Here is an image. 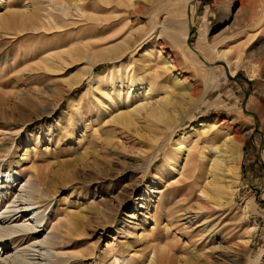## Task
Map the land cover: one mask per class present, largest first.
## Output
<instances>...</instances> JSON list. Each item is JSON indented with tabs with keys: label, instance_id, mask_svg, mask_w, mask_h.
Masks as SVG:
<instances>
[{
	"label": "rangeland",
	"instance_id": "374dc122",
	"mask_svg": "<svg viewBox=\"0 0 264 264\" xmlns=\"http://www.w3.org/2000/svg\"><path fill=\"white\" fill-rule=\"evenodd\" d=\"M26 2L8 0V5L24 10ZM32 2L43 8L38 31H0V207L43 206L37 210L42 224L34 221L39 238L24 233L14 241L30 250L18 264H144L155 248L161 255L170 252L173 264H264V73L250 72L257 57L264 60V2L237 1L227 19L230 0L191 3L196 7L187 45L194 54L200 48L206 68L195 64L184 40L172 34L183 31L190 0ZM5 12L0 6V15ZM77 43L96 59L66 66ZM239 47L243 57L231 79L223 67L235 60ZM76 72L79 82L71 86ZM178 74L190 81L187 87L195 101L202 99L200 107L186 101L183 112L175 113L179 120L168 126L141 122L128 131L109 122L114 111L102 98L103 89L123 85L125 97L129 78L131 109L145 98L140 80L152 81L156 92L149 98L167 91L175 102ZM206 76L212 81L207 91ZM246 92L258 131L243 110ZM203 125L208 135L214 126L243 143L233 203L223 197L214 205L200 192L206 163L216 151L195 136ZM150 133L156 141L149 140ZM182 138L189 140L184 154L190 150L191 162L180 174L165 158ZM36 170L53 196L41 193ZM22 182L37 193L20 194ZM70 216L83 219L79 238L67 234ZM41 240L46 245L33 252Z\"/></svg>",
	"mask_w": 264,
	"mask_h": 264
},
{
	"label": "bare ground",
	"instance_id": "6f19581e",
	"mask_svg": "<svg viewBox=\"0 0 264 264\" xmlns=\"http://www.w3.org/2000/svg\"><path fill=\"white\" fill-rule=\"evenodd\" d=\"M25 1H27L26 4L29 2L26 5L25 9L18 10L11 8L8 5V0H0V6L2 7L4 6V8L6 9V12L3 15H0V31L8 33L14 30H18L20 31V33H24L28 31L30 32L36 31L38 29L40 23L43 22L42 14H41V10L43 8H41L39 2H32L33 0H25ZM237 1L241 2V0H230L229 4L224 8L225 19L229 17V15L231 14L230 13L231 8ZM262 1L264 2V0ZM193 2H195V0H190L188 6L186 7V12L184 13L185 23H184L183 31H173L172 34L176 37L177 36L181 37L185 42L184 43L185 50L189 51L190 55L196 57L198 60V61L195 60L196 59L195 58L192 61L195 64L206 68V63L208 61V58L202 53L200 48L196 47V51L198 52V54H194V52H192L190 47H188L187 45V39L190 38L189 24L193 22L195 17L196 5L191 4ZM54 20L59 27L60 25L59 23H61L63 19L58 18ZM224 54L225 53H223L221 57L225 56ZM241 56H242L241 48L239 47L236 49L235 60L233 61L231 59L226 61V65L225 67H223L225 71V75L229 77L236 76L239 63L242 59ZM69 57H70V61L69 60L65 61L66 66L74 64L76 62H82L84 61V59H87V61L89 60L91 62L96 59L94 56L85 53L82 50L79 43H77V46H75L71 51H69ZM256 59H258L257 64H252L253 63L252 61H248V64L253 65L250 71L252 77H254L255 72H258L259 75L264 73V62H263L264 60H262L263 58L257 57ZM173 63H175V60H173ZM169 66L171 69L174 68V66L172 64L170 65V63ZM255 68L257 71H255ZM47 69L52 72L54 71L55 68L53 66H48ZM209 69L210 71L211 70L213 71V68H209ZM68 82L71 86L78 84L79 72H76ZM189 82L179 74L174 78L173 89L177 94V96L180 98L178 101L172 102L171 96L169 95V93H167V91H164L162 96L158 99L153 100V98H149L153 93L156 92L155 91L156 83L152 81L145 83L143 80H140L138 85L140 88L142 87L145 88V90L142 93L143 97L145 98L143 100L141 99L140 104L136 105L134 108L131 109L127 107V105H129V103L134 97L131 92V89L133 88V84H132L133 82L130 81L129 78H127L126 86L128 90L125 97L121 96V93H123V89H124L123 85L121 86L113 85L111 89H103L101 93L102 98H105L108 101L110 108L114 111L113 114L111 115L109 122L113 123L114 125L120 127L123 130H128V131L136 128V126L141 122H145L147 125L153 127L158 124L165 123L166 126H168L169 123H175L176 121L179 120L178 119L179 117L176 118L178 115L176 116L175 113L178 112V110L179 112H183L186 106V101H191L192 104H194V109L200 107L201 103H203L202 99L199 101H195L191 97L190 89L189 87H187V85H189ZM211 82L212 81L210 77V79L208 78L206 83L207 84L206 91L210 89V85L208 86V83ZM207 126L208 125H203L197 128L195 130V136L198 138V141L207 143L208 146H212V150H216V151L214 154H212L210 158H208V161L206 163V174L203 179V185L201 187L200 192L210 203L214 205L219 206V202L223 197H226L229 203H233V199L236 193V189L240 177L239 171H240V162L242 160L243 143L235 142L230 137V135L223 134L219 130L215 131L214 126L211 127V129L209 130L211 131V134L208 135L207 132L203 131ZM149 140L156 141L155 135L153 133H150ZM188 142H189L188 138H182L179 142V148L169 153L165 158L166 166H169L174 171H177L180 174L184 173V171L187 168V165L191 162L190 150L187 151V155L184 154V151L188 150V145H189ZM182 160L185 161V164L180 165ZM35 177L40 180L41 193L47 191V193L52 194V192H54V189L52 188H50L49 190L47 189L50 187V185L47 183L48 181H46V178L41 172L36 170ZM226 178H228L229 180L225 181ZM21 185L22 187L19 188L20 194L26 192L27 190H31L30 189L31 187H29L27 184H24L22 182L20 186ZM31 191L33 192L34 190ZM0 194L2 195V192H0ZM51 194L50 196H53ZM21 197L22 196L20 195L19 198ZM17 203H20V200H18ZM40 203H45V202H40ZM41 207H36L34 208V210L31 209L26 210L25 208H23L21 204L15 206L11 205L5 210L0 207V264H18L20 263V261H22L24 253H26L27 251L30 252L28 248L21 249L20 247L22 244L17 245L14 241L17 238L22 237V234L24 233H26L27 235L32 233L34 236L39 238L38 234H40L41 231L38 229L39 227L38 225H36V223H34V221L37 220L38 224L40 225L42 224L43 220L39 218V215H37V210H39ZM104 210L106 209L104 208ZM22 219H26L25 225L14 226V223H19L22 221ZM43 228H45V226ZM66 229H67V234H69V236L70 233L72 232L73 234L72 238L73 237L79 238L83 231V219L76 216H70L66 223ZM249 242H250V238L248 240L247 239L245 240V244H249ZM45 245L46 244L42 240L41 242L39 241L37 246L34 248L33 252L42 251V248ZM52 245L54 246L55 244H51V246ZM36 248H39V250L37 249L36 251ZM163 249L165 251V248ZM6 253H7V257H4ZM154 253H155L154 257H152L149 260L146 259L144 261V264H173V259L170 255V252L162 253L164 255H161L160 250L155 248ZM59 259L60 257L58 258V260ZM61 263L63 264V261L59 262V264ZM29 264H36V263H29Z\"/></svg>",
	"mask_w": 264,
	"mask_h": 264
},
{
	"label": "water",
	"instance_id": "95a60500",
	"mask_svg": "<svg viewBox=\"0 0 264 264\" xmlns=\"http://www.w3.org/2000/svg\"><path fill=\"white\" fill-rule=\"evenodd\" d=\"M192 26H193L192 23H190L189 24V36H191V34H192ZM188 45L189 46L191 45L189 39H188ZM228 78L234 79V77H228ZM249 97H250V92H246L245 99H244V102H243V110L246 113H249L248 110H247V103H248ZM249 114L253 116V118L255 120V130L258 131V127H259V124H260L258 116L255 113H249ZM263 142H262V144H263ZM262 164H264V161L262 162Z\"/></svg>",
	"mask_w": 264,
	"mask_h": 264
}]
</instances>
